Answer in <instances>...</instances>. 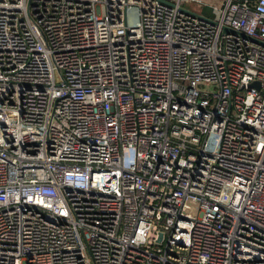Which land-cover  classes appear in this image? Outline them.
Returning <instances> with one entry per match:
<instances>
[{
	"label": "built area",
	"instance_id": "built-area-1",
	"mask_svg": "<svg viewBox=\"0 0 264 264\" xmlns=\"http://www.w3.org/2000/svg\"><path fill=\"white\" fill-rule=\"evenodd\" d=\"M0 264H264V0H0Z\"/></svg>",
	"mask_w": 264,
	"mask_h": 264
},
{
	"label": "water",
	"instance_id": "water-1",
	"mask_svg": "<svg viewBox=\"0 0 264 264\" xmlns=\"http://www.w3.org/2000/svg\"><path fill=\"white\" fill-rule=\"evenodd\" d=\"M250 1H254V0H250ZM257 84V83H256Z\"/></svg>",
	"mask_w": 264,
	"mask_h": 264
}]
</instances>
